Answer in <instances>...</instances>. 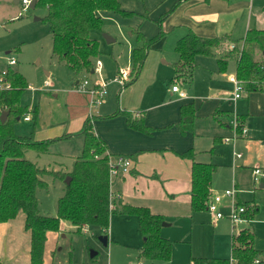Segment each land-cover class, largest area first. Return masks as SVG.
Returning a JSON list of instances; mask_svg holds the SVG:
<instances>
[{
	"label": "crops",
	"instance_id": "obj_1",
	"mask_svg": "<svg viewBox=\"0 0 264 264\" xmlns=\"http://www.w3.org/2000/svg\"><path fill=\"white\" fill-rule=\"evenodd\" d=\"M129 1L130 0H119L121 8L134 11L132 15H122V17H119L122 22L120 25L128 31L129 35L134 34L136 36V33L139 32L146 37L139 28L143 25L144 20L153 22L155 26L157 25V29L158 27L160 28L162 35L169 38L168 40L172 44V52L168 51L165 53L158 48H153L155 44L152 43L151 47L146 50V55L136 77L124 86L111 78V80L105 82V92L103 96L94 103L90 102L91 96L89 93L85 91L80 92L75 88L77 81V78H75V80L70 83V87L62 90V96L64 97L62 101L65 106L63 108L57 107L55 109V115L52 114L51 117L49 115L48 121L40 125V127L43 126V128L38 132L39 135L36 139L61 136L51 142L58 143L59 141L75 139L82 145L81 128L83 119L85 117H90L92 129L103 140L106 151L111 155H126L131 160L130 167L126 172L118 173L109 178L110 193L113 197L120 199L121 202L146 206L151 212L161 214L166 224L161 225L159 233L162 237L169 239L171 235L163 229L172 224L170 218L186 216L191 212L197 211L191 210L189 205V174L191 160L187 157L180 156L179 153L191 148L192 159L206 162L202 159V155L206 151L211 150V148L207 150L196 147L195 138L199 134L194 132L192 130L193 128L183 131L179 129L177 123L181 116L179 110L180 105L185 103L192 104L194 108L193 124L197 116V110L203 106L205 112L208 114L210 113V120L213 124L227 128L228 130L230 129L229 119H231L233 115H237L240 125L244 123V117L247 114L257 113L264 115V90H246L245 87L244 94H246V97L250 96L251 99L250 111L245 114L232 113L231 118H229V113L222 111L223 109L220 107L219 103L221 97L235 104L236 100L243 98L244 95L240 94V96L234 100L230 98L231 91L229 95V90L232 85L228 78L226 82L230 84V88L222 93L224 96L221 94L219 95L218 92L214 94L210 93L206 95L207 97L204 100H198V103L195 102L198 97L187 93L184 88H179L178 85V88L184 92L182 96L178 95L176 91L170 90V85L172 83L181 80L174 78L173 64L178 60V54L174 50V44L179 37L191 31L203 37L222 36L232 44L235 43V48L237 49L248 28H264V0H155L150 9L142 6L140 10L132 7ZM140 1L144 5L145 0ZM167 10L169 11L159 21V24H157V18ZM98 13L102 17V22L104 18L112 20L113 18L118 19L117 14L119 15V13L107 10H99ZM112 36V41H115L116 36ZM91 37L100 40L97 34ZM103 40L105 41L104 37ZM165 40L167 39L165 38ZM112 41L105 42L109 44ZM138 42L137 45H130L129 47V64L119 68L118 64L115 63V72L110 71L109 66L105 72H108L110 75L112 74L111 76L113 77L114 74H118L120 69L130 71L131 49L140 45L141 41L139 39ZM228 44L214 47L210 54L195 55V65L191 74L193 75V71L199 68L198 63H203L205 61L201 58V56L204 55H211L214 58V63L218 71H224L228 58L234 57L235 69L236 51L229 50L230 46H228ZM236 44H239V46H236ZM6 53H8V51H6ZM53 59L56 61L54 57ZM97 59L100 61L96 56L92 59V71L91 69L89 71H80V73H96L95 80L89 82V84H93L94 86H97L99 81H104L108 77L104 76L105 73L102 75L103 65L101 61L97 70L95 63ZM219 59L223 60V62H218ZM56 63L62 64V62L57 61ZM114 67L115 66H113V69ZM46 74H48V71H46ZM207 74H209V78H212L215 73L213 69H210ZM190 79L188 81H182L186 84L189 83ZM44 85H47V82H45ZM27 87L33 89L32 86L28 84ZM53 90L54 92H52L51 95L56 98L57 89ZM50 98L51 97H49V99ZM45 100L47 99L45 98ZM252 101L254 105H252ZM124 112H129L133 116L141 117L144 125L150 127V132H144L128 126L125 121ZM26 113H28V111ZM64 134L66 135L64 136ZM247 134H249V132L245 131L244 136L246 137ZM220 138L221 136H212L213 142L218 139L220 140ZM48 147L49 144L47 150ZM61 156L60 154L58 157ZM233 157L236 156L233 155ZM213 164L216 166L215 163ZM211 185L212 181L210 180V193L212 191ZM263 186L264 184L260 182L259 187ZM235 199L238 203H242L237 195ZM254 205L256 211L251 218L246 217L245 212L244 220L236 224L230 223L232 226L242 224V227H248L254 235L252 241L253 247L258 249L254 245L257 235L252 225L258 210L257 204L254 203ZM202 209H206V207ZM249 210L250 208L248 211ZM118 215L125 216L126 218L130 216L119 213ZM64 221L65 220H61L60 225ZM114 223L117 224L118 222ZM135 223V225H137V222ZM107 230L111 233L112 222H110L109 226V220ZM136 230L139 233L137 226ZM49 234L55 241V239L57 240L58 231L46 232L41 264L50 263V251L53 244H51V246H46ZM233 234L234 233H232L231 236ZM139 236L141 237V241L134 249L137 251L138 259H147L138 256V248L142 243V235L140 233ZM108 240L109 236L107 235V241ZM120 243H123V241H120ZM28 250L29 230L24 228V214L19 210L14 217L8 218L5 221H0V264H29ZM258 250L263 251L261 249ZM256 257L264 263L263 254H259ZM256 257L253 258V261L257 259ZM258 259L257 261H259ZM148 260L151 261L149 262L150 264H154L153 261L157 259Z\"/></svg>",
	"mask_w": 264,
	"mask_h": 264
},
{
	"label": "rangeland",
	"instance_id": "obj_2",
	"mask_svg": "<svg viewBox=\"0 0 264 264\" xmlns=\"http://www.w3.org/2000/svg\"><path fill=\"white\" fill-rule=\"evenodd\" d=\"M154 1L145 0L144 5L140 0H130L129 2L132 7L140 10L142 6L150 9ZM45 11V8L39 5L23 8L20 0H0V69L7 66V57L13 56L16 61L11 67L17 69L24 76L28 85L33 88H25L19 98V104L26 106L31 118L24 120L23 116L26 112L21 114L17 120L12 122V132L18 135L31 134L34 139L43 128L40 125L48 121L49 115L50 117L52 114L55 115L57 107L65 106L62 101L64 100L62 90L70 87V83L75 78L77 81L87 79L88 82H92L96 78L95 72L73 74L65 64L56 63L50 52L51 37L48 24L41 19ZM117 17L118 19L113 18V20L104 18L100 30L91 29L89 31L90 36L97 34L100 39L97 40L96 57L103 65L102 75L105 73L104 76H108L104 80L105 82L116 75L114 74L112 77V74L105 72L107 67L109 66L110 71L115 70V63L119 68L125 67L129 64L130 45L139 43L134 34L129 35L128 31L120 25L122 22L119 17L122 15L117 14ZM139 29L146 37H150L158 31L157 25L145 20ZM102 33H107L112 38L114 35L116 40L108 44L103 40ZM168 39L163 35L159 36L155 40L156 43H153L155 44L153 48H158L165 53L172 52V44ZM237 49L235 48L236 52ZM201 58L205 61L198 63L199 68L193 71L189 83L185 84L182 80L174 81L179 88L182 87L187 93L198 97L196 103L198 100H204L210 93L218 92L219 95H222L230 88V84L226 82L227 77L235 73L234 57L228 58L224 71L217 70L211 55H204ZM113 66H115L114 69ZM210 69H213L215 73L212 78H209V74H207ZM128 74H130L129 70ZM45 82L47 85H44ZM53 89H57L56 98L51 95L54 92ZM79 91L81 92V90ZM244 93L243 89L240 94ZM49 97L51 98L49 99ZM219 103L222 111L229 113V118L232 113H248L251 107L250 96L246 97V94L243 95V98L237 99L235 104L231 101L228 102L224 97L220 98ZM252 105H254L253 101ZM33 109H36L35 116L32 112ZM235 118L240 126L237 115ZM244 119V123L241 125L249 134L246 137L234 138V142L232 140L224 141L223 137L229 136L231 130L213 124L210 120V113H206L202 106L197 110L192 130L199 134L195 138L196 147L207 150L211 148L210 151H206L202 155V159L216 164L211 177V193H221L225 189L233 188L238 199L246 208L249 209L254 203L257 204L258 210L254 222H252L257 235L254 245L264 251V186L259 187L260 182L264 184V178L261 177L259 181H254L250 171L255 166L264 171V115L251 113L245 115ZM213 135L221 136L220 140L213 142ZM51 143H49L47 153L37 155L34 151L27 150L25 156L40 166L67 169L71 165L72 158L81 152V144L75 139ZM55 152L62 156L58 157ZM234 153L239 155L233 157ZM41 178L45 185L37 187L35 190L38 213L54 216L57 199L64 191L63 180L49 173L41 175ZM227 203L228 198H223L219 204L223 216L217 219H214L212 213L207 209L197 210L186 216L171 217L172 224L163 229L171 235L169 238L172 243L170 259L167 261L155 260L154 264H189L190 257L193 255L229 258L231 234L236 233L243 225H231ZM110 222H112L111 233L107 230L109 240L103 245L98 240V235L102 234L98 226L84 224L79 230H76L74 225L65 220L60 225L57 240L54 241L50 234L47 238L46 246L53 244L50 256L52 254L56 262L59 263L66 262L69 257L70 264H150L151 261L148 259H138L137 251L134 249L141 241L136 230L135 216L130 215L126 218L112 212L109 216V226ZM120 241H123L124 244ZM90 250H94L95 254L89 256ZM250 264L264 263L260 260H252Z\"/></svg>",
	"mask_w": 264,
	"mask_h": 264
},
{
	"label": "trees",
	"instance_id": "obj_3",
	"mask_svg": "<svg viewBox=\"0 0 264 264\" xmlns=\"http://www.w3.org/2000/svg\"><path fill=\"white\" fill-rule=\"evenodd\" d=\"M45 8L41 17L47 24L51 37L50 52L57 62L64 63L73 74L89 71L93 67V57L97 55V39L89 35L91 29L100 30L102 17L99 10L132 15L134 11L120 7L119 0H34L35 6ZM169 10L156 20L157 24ZM162 35L160 28L156 34L144 37L137 32L140 45L131 49L130 78L122 86L130 83L137 75L146 50ZM231 43L222 36L203 37L191 31L179 37L174 50L178 60L174 62V78L188 81L195 65L197 54H210L214 47ZM237 49L235 75L241 79L246 90H264V28L250 27L246 30ZM229 46V44H228ZM229 50H235V43ZM223 60H218V62ZM5 79L9 87L0 89V111L7 110L4 121H0V221L14 217L21 210L24 214V228L29 230V264H41L47 231H59L60 221L66 220L76 230L84 224L99 227L102 234L107 233L109 215L112 212L135 215L137 229L142 235L138 256L147 259L167 260L170 257L171 240L159 233L163 216L151 212L148 207L121 202L109 190L108 158L103 140L93 131L90 117L83 119L81 152L71 160L68 169H53L37 163L25 156L27 150L36 154L47 153L48 144L60 138L34 139L31 134L18 135L12 132V122L27 112L26 106L19 104L21 93L27 87L24 76L7 65ZM178 127L181 131L191 129L194 108L191 103L181 104ZM33 115L36 109L32 110ZM126 124L132 128L150 132L142 118L124 112ZM34 126V122H33ZM66 134H64L65 136ZM60 156V154L56 153ZM191 160L189 205L191 210L206 207L210 194L211 174L215 165L210 162L192 159V149L181 153ZM49 173L63 180L64 191L58 197L56 214L47 216L38 213L35 190L45 185L41 175ZM255 205L246 208V217L251 218ZM253 232L248 227L240 228L231 236L230 257L236 264H250L257 255L263 254L253 247ZM49 264H70L68 257L64 263L56 262L53 255ZM190 264H229L228 258L192 256Z\"/></svg>",
	"mask_w": 264,
	"mask_h": 264
},
{
	"label": "built area",
	"instance_id": "obj_4",
	"mask_svg": "<svg viewBox=\"0 0 264 264\" xmlns=\"http://www.w3.org/2000/svg\"><path fill=\"white\" fill-rule=\"evenodd\" d=\"M30 0H20V3L23 8H26L29 4ZM230 47H233L232 43H229ZM15 58L13 56H8L6 59V64L11 66L15 63ZM96 68L98 70L100 61L97 59L95 61ZM5 68L0 69V89L8 88L9 82L5 79ZM128 70L120 69L118 74L113 77L114 80H116L120 85H122L126 80H128ZM130 78V76H129ZM228 80L231 82V99H236L240 96L241 91L244 89L243 82L241 79L237 78L236 75H229ZM76 89H79L81 91H85L90 94L91 96V103H94L97 101L101 96H103L105 92V81H99V84L97 86H94L93 84H89L87 79H82L81 81H76L75 85ZM170 90L176 91L178 95L182 96L184 92L180 90L177 86V84L172 83L170 85ZM23 119L28 120L30 119V116L28 113H25L23 116ZM229 125L231 129V134L229 136H224V141H230L234 140V138H237L239 136H244L245 129L243 126H239L238 122L233 115L232 118L229 120ZM238 153H234V156H238ZM131 164V160L126 155H111L108 158V177H113L114 175L122 172H126ZM251 176L254 181H259L261 177H264V171L255 166L251 169ZM235 190L233 188L231 189H225L221 193H210L209 197L206 201V209L210 211L213 215V218H219L221 217L222 211L219 209V204L221 203L223 198H228V218L229 221L232 224H236L237 222H240L245 219V211L246 206L243 203H238L235 200ZM255 261L257 259H254ZM229 264H236L235 260L232 257L228 258Z\"/></svg>",
	"mask_w": 264,
	"mask_h": 264
},
{
	"label": "water",
	"instance_id": "obj_5",
	"mask_svg": "<svg viewBox=\"0 0 264 264\" xmlns=\"http://www.w3.org/2000/svg\"><path fill=\"white\" fill-rule=\"evenodd\" d=\"M29 7H34V0H30L29 4H28ZM102 36L104 37L105 41L106 42H110L113 40L112 37H110L107 33H102ZM262 54H263V57H264V49L262 50ZM92 71V69H91ZM6 114H7V110H2L0 111V121H4L5 117H6ZM70 177L69 175H66L64 176L63 178V182L64 183H68ZM166 224V222L164 220L161 221V225H164ZM98 240L103 244L105 245L106 242H107V235L106 234H100L98 235ZM93 254H95V251L94 250H90L89 251V256H92Z\"/></svg>",
	"mask_w": 264,
	"mask_h": 264
}]
</instances>
